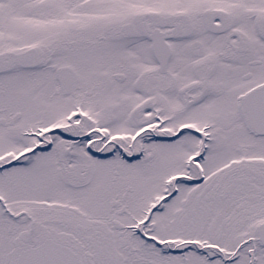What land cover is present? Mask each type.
Segmentation results:
<instances>
[{
  "label": "snow or ice",
  "instance_id": "obj_1",
  "mask_svg": "<svg viewBox=\"0 0 264 264\" xmlns=\"http://www.w3.org/2000/svg\"><path fill=\"white\" fill-rule=\"evenodd\" d=\"M0 264H264V0H0Z\"/></svg>",
  "mask_w": 264,
  "mask_h": 264
}]
</instances>
